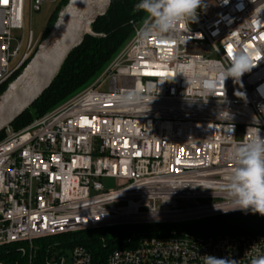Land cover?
I'll return each mask as SVG.
<instances>
[{
	"label": "built area",
	"instance_id": "obj_1",
	"mask_svg": "<svg viewBox=\"0 0 264 264\" xmlns=\"http://www.w3.org/2000/svg\"><path fill=\"white\" fill-rule=\"evenodd\" d=\"M44 1L0 0V89L11 85L41 42L30 32L24 45L14 31L24 30L28 2L38 12ZM205 4L197 21L181 22L171 39L141 42L144 20L135 24L92 85L24 127L5 129L0 250L13 249L33 264L36 240L241 211L220 209L228 207L220 184L233 167L228 154L247 139L248 128L264 135V0ZM237 51L249 53L256 66L239 82L229 77L223 83L220 72ZM129 91L138 92L141 103L117 102ZM103 178L115 179L116 187L105 189ZM70 251L71 264H204L206 254L247 264L249 255L264 252V233L143 232L135 247L115 249L103 262L81 244ZM67 260L59 255L46 264Z\"/></svg>",
	"mask_w": 264,
	"mask_h": 264
},
{
	"label": "trees",
	"instance_id": "obj_2",
	"mask_svg": "<svg viewBox=\"0 0 264 264\" xmlns=\"http://www.w3.org/2000/svg\"><path fill=\"white\" fill-rule=\"evenodd\" d=\"M67 2L68 0H62L58 4L41 40L48 35L59 11ZM138 2L139 0H112L108 12L90 26L94 34H85L82 44L70 52L50 87L11 126L16 130L24 127L35 117L44 115L92 82L118 53L126 38L128 36L131 38L134 25L144 20L145 13L134 9ZM5 90L6 88L0 89V95ZM4 136L5 130L0 133V139ZM140 226L142 225L108 227L36 240L37 250L33 264H46L49 257L67 255L77 244L85 246L95 262H103L115 249L135 247L142 235L138 232ZM161 227L163 226H146L150 229ZM166 229L201 236L221 233L257 234L264 233V216L253 214L251 211H237L198 221L168 225ZM159 231L162 229L157 230ZM57 239L59 242L54 241ZM0 260L8 264H26V258L18 255L13 249L9 252L0 250Z\"/></svg>",
	"mask_w": 264,
	"mask_h": 264
},
{
	"label": "clouds",
	"instance_id": "obj_3",
	"mask_svg": "<svg viewBox=\"0 0 264 264\" xmlns=\"http://www.w3.org/2000/svg\"><path fill=\"white\" fill-rule=\"evenodd\" d=\"M206 8L205 0H139L134 5L136 11L145 13L144 22L137 31L141 42L153 37L171 39L181 22L189 25L198 19V10ZM255 65L252 56L246 51H237L230 66L220 72L224 81L232 78L239 82L241 77ZM242 96V93H236ZM143 97L136 91H129L117 97L120 105L127 106L141 103ZM247 139L236 143L228 154L233 167L226 174L220 187L227 210L251 211L264 216V135L260 129L250 127ZM204 264H239L231 256L220 258L214 255H203ZM247 264H264V252L249 255Z\"/></svg>",
	"mask_w": 264,
	"mask_h": 264
},
{
	"label": "water",
	"instance_id": "obj_4",
	"mask_svg": "<svg viewBox=\"0 0 264 264\" xmlns=\"http://www.w3.org/2000/svg\"><path fill=\"white\" fill-rule=\"evenodd\" d=\"M112 0H68L33 57L0 95V133L34 105L50 87L87 29L104 16Z\"/></svg>",
	"mask_w": 264,
	"mask_h": 264
},
{
	"label": "rangeland",
	"instance_id": "obj_5",
	"mask_svg": "<svg viewBox=\"0 0 264 264\" xmlns=\"http://www.w3.org/2000/svg\"><path fill=\"white\" fill-rule=\"evenodd\" d=\"M206 3H210L212 0H205ZM58 7V2H55V1H50V0H46L43 2L42 4V7H41V10L40 11H34L31 9V4L28 2V7H27V10H26V17H25V24H24V30H17V31H14V35L19 39L21 40L22 39V36H23V44L25 45L26 42H27V39H28V36H29V33L31 32L33 34V37L35 39L39 38V37H42V35L44 34L50 20H51V17L54 15V11L57 9ZM213 12V11H211ZM210 12V13H211ZM56 21V20H55ZM54 24V23H53ZM91 29V28H90ZM93 31L91 30V32H87V33H92ZM130 40V36H128L126 38V40L124 41L122 47L120 48V50L118 51V53L127 45V43L129 42ZM16 43H14L15 45ZM23 45V47H24ZM24 48L21 50L18 58L21 56L22 52H23ZM117 53V54H118ZM115 54L112 59L117 55ZM111 59V60H112ZM110 60V61H111ZM106 67V66H105ZM104 67V68H105ZM102 72V71H101ZM100 72V73H101ZM99 73V75H100ZM98 75V76H99ZM97 76V77H98ZM96 77V78H97ZM95 78V79H96ZM95 79L92 81V82H89L88 84H86L85 86H83L79 91H77L75 94L81 92L82 90H84L85 88L89 87L90 85H92L95 81ZM103 89H107V85H105L103 87ZM74 94V95H75ZM73 96V95H72ZM71 97V96H70ZM69 99V98H68ZM67 100V99H66ZM66 100H64L63 102H65ZM62 102V103H63ZM61 104V103H60ZM58 104V105H60ZM34 111V110H32ZM102 181V184L104 186L105 189L107 190H112L116 187V181L115 179L113 178H103L101 179ZM166 227L167 226H164V227H161V228H146V226H140L138 229V232L139 233H143V232H151V233H155L157 232V230H166ZM55 242H59V240H54ZM67 256H68V260H67V263L66 264H71V251H68L67 253Z\"/></svg>",
	"mask_w": 264,
	"mask_h": 264
},
{
	"label": "bare ground",
	"instance_id": "obj_6",
	"mask_svg": "<svg viewBox=\"0 0 264 264\" xmlns=\"http://www.w3.org/2000/svg\"><path fill=\"white\" fill-rule=\"evenodd\" d=\"M89 31V29H87V32Z\"/></svg>",
	"mask_w": 264,
	"mask_h": 264
},
{
	"label": "snow or ice",
	"instance_id": "obj_7",
	"mask_svg": "<svg viewBox=\"0 0 264 264\" xmlns=\"http://www.w3.org/2000/svg\"><path fill=\"white\" fill-rule=\"evenodd\" d=\"M4 2H6V0H4Z\"/></svg>",
	"mask_w": 264,
	"mask_h": 264
}]
</instances>
